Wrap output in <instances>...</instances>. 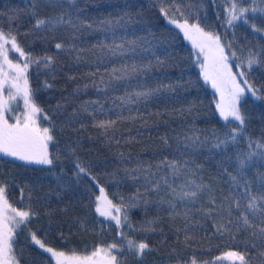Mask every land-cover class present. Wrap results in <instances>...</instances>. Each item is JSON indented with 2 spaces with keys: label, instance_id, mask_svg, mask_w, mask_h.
Segmentation results:
<instances>
[{
  "label": "trees",
  "instance_id": "1",
  "mask_svg": "<svg viewBox=\"0 0 264 264\" xmlns=\"http://www.w3.org/2000/svg\"><path fill=\"white\" fill-rule=\"evenodd\" d=\"M243 6L252 5L244 0ZM229 7V0H0V31L15 36L27 59L40 61L29 63V87L53 138L52 164L0 156L8 203L34 213L13 237L18 264H56L33 234L68 256H91L113 243L123 247L125 237L149 245L142 257L113 250L118 264H211L230 251L264 264L261 225L240 226L242 214L254 220L244 209V182L252 195H264V148L256 147L264 144V99L244 98V130L214 147L238 122L219 116L197 51L177 26L187 20L218 35L237 66L249 51L264 50V32L251 27L264 29V16L249 14L250 23L229 27ZM61 16L65 22L55 27H36L38 20ZM45 57L52 58L49 67ZM245 78L264 96V67L254 66ZM249 152L257 155L241 170L239 160ZM165 161H176L178 174ZM192 181L207 187L180 199L181 192L195 190ZM101 189L120 209L122 227L96 211ZM228 220L230 230L218 232Z\"/></svg>",
  "mask_w": 264,
  "mask_h": 264
},
{
  "label": "snow or ice",
  "instance_id": "2",
  "mask_svg": "<svg viewBox=\"0 0 264 264\" xmlns=\"http://www.w3.org/2000/svg\"><path fill=\"white\" fill-rule=\"evenodd\" d=\"M230 7L227 10L225 23L229 27H234L235 22L243 21L244 23H250V15L260 14L264 16V0H249L252 5L245 7L244 0H229ZM64 18L61 16L54 21L38 20L36 27L39 28L42 25H50L55 27L57 24L64 23ZM176 23V21H173ZM71 24V21H67ZM177 26L184 31V35L190 39L193 45L199 49L196 55L197 60H200V53L204 54V60L200 62L202 69V75L206 82H211L213 88H216L221 93V101L216 105L219 109L220 115L225 121L238 122L237 126L230 128L224 138H218V142L214 144V147H221V145H227L230 141H235L237 135L243 130V126L246 123V115L243 114L239 108V101L245 92V87L241 86V83L247 87L248 91L256 99H264V96L257 95V89H254L248 80L245 78L242 82L237 80V76L246 77L248 73L253 70L254 66L264 67V50L261 52L249 51L248 55L237 64L241 70L234 74L228 65V56L224 53V47L220 44V37L214 35L211 32H205L200 28L199 24L189 25L187 20L183 24H177ZM251 27L256 32H264V29L258 28L254 23ZM11 45L16 53H19L21 57L25 56L23 50L19 47L16 42L15 36L10 34L5 35L0 31V93L4 90V85L8 84V100L3 99L0 96V154L8 157H15L19 160L24 161H35L40 164H52L53 160L49 158L48 153V141L52 140V136L49 134V129H40L36 126L32 116L40 111V109L33 103L31 90L28 87V81L26 77V71L29 67V63H37L40 61L35 58H28L22 64H13L8 59V45ZM57 49L63 48L61 43L55 45ZM231 48V43L228 45ZM232 57L239 60L235 52L231 53ZM44 66L49 67L52 63L51 57H45L43 60ZM7 68V72L5 71ZM135 71V68L133 67ZM10 74V75H9ZM22 82V83H21ZM46 87L51 85L45 84ZM227 88V97H225L224 88ZM14 90V91H13ZM139 96H149V92L136 93ZM17 96L22 97L25 108L28 112L25 113L23 120L20 117H15V123H9L6 113L11 109L9 107V101L16 99ZM101 127H105V122H101ZM185 141H191L196 143L199 141V137H185ZM202 143V142H201ZM252 147V143L249 144ZM256 147L264 148V144L259 142L256 143ZM264 158V152L259 153ZM257 155L255 152H249L247 156L239 160L241 170L247 165L248 160L252 159L253 156ZM165 166L171 167L173 174H178V164L176 161H165ZM80 173L86 172L84 167L77 165ZM231 175V174H230ZM164 183L167 184L166 178H162ZM233 181L237 180L236 176H232ZM195 185V190L184 191L179 195L180 199L195 198L199 192L203 191L207 186L202 184H195L194 181L190 182ZM248 181L244 182L243 195L247 196V203L244 205L246 213H250L254 220L249 219L248 214H242L240 220L242 221L243 228L251 229L256 226V222L261 225L259 227V234L261 238H264V195H252L249 188ZM157 189L159 184H157ZM169 187H171L169 185ZM175 192V189L172 190ZM6 185L0 184V264H18L15 256L13 255V237L15 230L21 225L26 224L30 215H34L30 211H21L12 208L8 204L5 196ZM103 192V189H101ZM97 200H101V197H97ZM214 202V201H213ZM170 206L175 208L174 204ZM235 206L240 208L238 200L234 201ZM108 205H111V201H107ZM115 212H119V208H114ZM10 211V214H9ZM96 211L101 215L114 220L118 227H122L121 217L113 215L112 211L102 208L100 204L97 205ZM231 214V211L229 212ZM255 221V222H254ZM123 222L127 223V215L123 217ZM232 221L228 220L226 224H221L217 227L218 232H225L230 230ZM256 235V233H253ZM123 237V233H121ZM186 239L188 237L186 236ZM34 242L39 245L40 248L46 252L51 253L56 259V264H98L97 257L100 256L101 252H104V264H118L117 256L112 254L113 250L122 252L124 250L133 252L137 257H142L145 254V250L151 251L149 245L145 242H136L126 237L122 240L123 247L113 243L109 245L107 249H97L92 253L91 256H77L75 254L68 256L64 252H56L52 248L46 247L39 239L33 234ZM252 247H256L255 244ZM227 257L233 258L235 261H239V264H249L244 254L240 252L230 251L225 254ZM264 255V253H262ZM191 264H196L195 259L191 261Z\"/></svg>",
  "mask_w": 264,
  "mask_h": 264
},
{
  "label": "rangeland",
  "instance_id": "3",
  "mask_svg": "<svg viewBox=\"0 0 264 264\" xmlns=\"http://www.w3.org/2000/svg\"><path fill=\"white\" fill-rule=\"evenodd\" d=\"M180 29H181V28H180ZM181 30H182V32H183V34H184L183 29H181ZM184 37L186 38L187 42H188V43H189V44H190V45H191V46L197 51V53H198V52H199V49L196 48V47L193 45L192 41H191L190 39H188L185 35H184ZM220 44L224 47V45H223L221 42H220ZM7 48H8V59H9L13 64H18V63L22 64V63L27 59L26 56L21 57V56L19 55V53H16L13 49H11V45H10V44L7 46ZM224 53H225L226 56H228L225 47H224ZM203 60H204V54H203V53H200V62L203 61ZM0 62H2V61H0ZM227 63H228V65L230 66L232 73L236 74V73H238L239 71H241L240 68H238L237 66H235V65L233 64L232 58H230L229 56H228V61H227ZM199 69H200V72H201V75H202V69H201V67H200V64H199ZM28 70H29V67L27 68V71H26V77H27L28 87H29ZM5 71L7 72V68H5ZM9 75H10V74H9ZM202 77H203V75H202ZM203 79H204V78H203ZM244 79H245V77H239V76H237V80H238V81H241V82H242ZM205 82H206V81H205ZM21 83H22V82H21ZM206 83L209 84V85L211 86V88L216 92V95H217V104H218V103L221 101V93H220V91H218L216 88H213L212 85H211V82H210V81H209V82H206ZM241 86H242V87H245V92H244V94L242 95V97L240 98V101H239V108L241 107V104H242L244 98H246L247 96H252L253 98H255V97L251 94V92L248 91V89H247L246 86H244L242 83H241ZM8 87H9L8 84H5V85H4V90H3V92L0 93V96H2L3 99H5V100H8ZM29 88H30V87H29ZM13 91H14V90H13ZM224 92H225V97H227V88H226V87L224 88ZM255 99H256V98H255ZM32 101H33V100H32ZM33 103H34V102H33ZM9 107H10L11 110H10L9 112L6 113V116H7V118H8V122H9V123H15V117H20L21 120H23L25 113L28 112V109L25 108V105H24V103H23V99H22V97H20V96H17L16 99L9 101ZM217 109H218V108H217ZM240 110H241V109H240ZM218 113H219V116L221 117V119L224 120V119L222 118V116L220 115L219 109H218ZM32 119L35 121L36 126H37L38 128H40L41 130L44 129V128H46V127L44 126V123L46 122V118H45V116L42 114L41 111H39L38 113H36L35 115H33V116H32ZM230 120H231V118H230ZM224 121H225V120H224ZM50 141H51V140H50ZM50 141H48V153H49V145H50ZM0 156H4V155H3V154H0ZM5 157H8V156H5ZM8 158H12V159H15V160H18V161H22V162L27 163V164H38V165L40 164V163H36L35 161H24V160H19V159L15 158V157H8ZM99 197H101V200L98 201V204H100L102 208H105L106 210L112 211L113 215H118V213L115 212L114 209H113L110 205L107 204V201H108V200H107V197H106V195H105L104 192H100V196H99ZM7 202H8V201H7ZM8 204H9V203H8ZM9 205H10V204H9ZM9 214H10V211H9ZM98 214H99V213H98ZM99 216H100L101 218H103V219H104V218H105V219H109L108 217H105V216L102 217L100 214H99ZM20 227H21V226H20ZM20 227L17 228L15 231H18V230L20 229ZM104 256H105V254H103V255L100 254V256L96 258L97 261H98V264H104V259H103ZM211 264H239V261H235L233 258L227 257V256L225 255V256H223V257L217 259L216 261H214V262L211 263Z\"/></svg>",
  "mask_w": 264,
  "mask_h": 264
}]
</instances>
